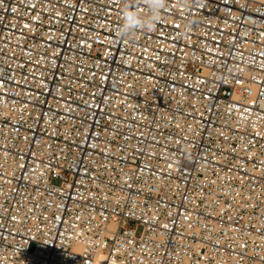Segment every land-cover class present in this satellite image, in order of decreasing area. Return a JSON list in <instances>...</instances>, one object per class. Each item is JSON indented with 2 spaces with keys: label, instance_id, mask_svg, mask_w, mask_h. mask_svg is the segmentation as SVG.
Segmentation results:
<instances>
[{
  "label": "built area",
  "instance_id": "1",
  "mask_svg": "<svg viewBox=\"0 0 264 264\" xmlns=\"http://www.w3.org/2000/svg\"><path fill=\"white\" fill-rule=\"evenodd\" d=\"M125 2L0 0V264H264V0Z\"/></svg>",
  "mask_w": 264,
  "mask_h": 264
},
{
  "label": "clouds",
  "instance_id": "2",
  "mask_svg": "<svg viewBox=\"0 0 264 264\" xmlns=\"http://www.w3.org/2000/svg\"><path fill=\"white\" fill-rule=\"evenodd\" d=\"M165 7L166 0H126L120 11L117 37L124 40L154 30Z\"/></svg>",
  "mask_w": 264,
  "mask_h": 264
},
{
  "label": "rangeland",
  "instance_id": "3",
  "mask_svg": "<svg viewBox=\"0 0 264 264\" xmlns=\"http://www.w3.org/2000/svg\"><path fill=\"white\" fill-rule=\"evenodd\" d=\"M140 232V230L138 231V233Z\"/></svg>",
  "mask_w": 264,
  "mask_h": 264
}]
</instances>
